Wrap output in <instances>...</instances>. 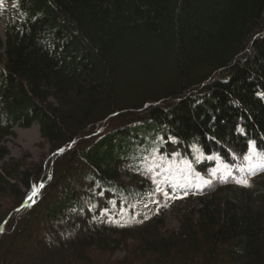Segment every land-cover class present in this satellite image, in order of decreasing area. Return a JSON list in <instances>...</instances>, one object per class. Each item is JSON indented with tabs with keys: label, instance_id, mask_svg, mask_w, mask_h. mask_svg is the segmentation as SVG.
I'll return each mask as SVG.
<instances>
[{
	"label": "trees",
	"instance_id": "1",
	"mask_svg": "<svg viewBox=\"0 0 264 264\" xmlns=\"http://www.w3.org/2000/svg\"><path fill=\"white\" fill-rule=\"evenodd\" d=\"M0 19V264L129 240L153 264H264V0H0ZM33 123L47 155L12 156ZM157 188L194 203L176 230Z\"/></svg>",
	"mask_w": 264,
	"mask_h": 264
},
{
	"label": "rangeland",
	"instance_id": "2",
	"mask_svg": "<svg viewBox=\"0 0 264 264\" xmlns=\"http://www.w3.org/2000/svg\"><path fill=\"white\" fill-rule=\"evenodd\" d=\"M11 5V4H10ZM5 38V23L0 19V39ZM0 68H3V56L0 51ZM5 145L14 157H29L32 161H37L48 153V146L42 140L37 123H33L28 128L14 127V135L7 138ZM158 190V189H157ZM168 190H158V201L166 203L167 206L162 208L165 215V230H176L179 227V218L183 211L189 208L192 203L189 200L179 198L171 200L168 198ZM135 242L129 240L113 249L111 252L93 253V259L100 264H153L152 257L147 256L140 258L134 254ZM32 254L30 250L24 248L20 258ZM21 259H18L20 261Z\"/></svg>",
	"mask_w": 264,
	"mask_h": 264
},
{
	"label": "snow or ice",
	"instance_id": "3",
	"mask_svg": "<svg viewBox=\"0 0 264 264\" xmlns=\"http://www.w3.org/2000/svg\"><path fill=\"white\" fill-rule=\"evenodd\" d=\"M33 195H35V192L33 193Z\"/></svg>",
	"mask_w": 264,
	"mask_h": 264
}]
</instances>
